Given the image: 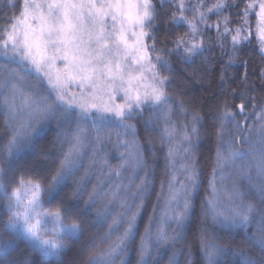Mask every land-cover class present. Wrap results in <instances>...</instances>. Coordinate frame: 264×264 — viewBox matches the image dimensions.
Listing matches in <instances>:
<instances>
[{
	"label": "snow or ice",
	"instance_id": "snow-or-ice-1",
	"mask_svg": "<svg viewBox=\"0 0 264 264\" xmlns=\"http://www.w3.org/2000/svg\"><path fill=\"white\" fill-rule=\"evenodd\" d=\"M0 13L5 256L24 242L45 264H129L135 245L136 264H159L165 254L166 264H181V255L195 264L186 233L203 182L199 149L214 137L201 215L255 231L248 248L233 250L200 228V264H229V253L232 264H264V103L249 80L264 90V66L250 73L245 52L255 37L264 61V0H0ZM191 81L214 84L212 93L190 96ZM108 143L122 149L115 166ZM29 156L40 159L17 169ZM233 175L248 180L258 203L245 202Z\"/></svg>",
	"mask_w": 264,
	"mask_h": 264
},
{
	"label": "trees",
	"instance_id": "trees-1",
	"mask_svg": "<svg viewBox=\"0 0 264 264\" xmlns=\"http://www.w3.org/2000/svg\"><path fill=\"white\" fill-rule=\"evenodd\" d=\"M207 2L213 3L214 0H207ZM242 6V5H241ZM235 11V10H233ZM0 15H3V13H0ZM189 16H191V13H188ZM216 16H211L210 21H215ZM253 24H255V16L252 18ZM4 23L3 20H0V24ZM180 31H184L183 28L180 29ZM214 32L210 33V35L214 36ZM256 48V40L255 37H253L252 44L249 48L245 49V52L250 54L252 59L249 64L248 71L250 73L256 72L258 73L259 67L264 66V61H261L259 55L257 54L254 49ZM219 51V49H217ZM226 59V57H225ZM177 68L181 67L179 64L176 65ZM233 71H237L236 69H233ZM239 73H243V68L239 69ZM252 79L256 80V85H257V91H256V96H257V102L259 103H264V90L259 88L260 81L258 78L255 76H250L249 80L251 81ZM214 88L213 86H209L207 83H205L203 86L201 84L191 81L187 85V92L188 94L195 95L197 98L200 97H205L212 93ZM239 102V101H237ZM206 111V109H205ZM256 111H259V109H256ZM254 118V115H253ZM174 119H180V117H174ZM251 123V120L249 121ZM3 133V126H2V117H0V135ZM139 136L141 137V142L143 143V139L145 136V132L143 129V126H139V131H138ZM6 139V137H5ZM214 141V137L209 138L205 137L203 139V142L200 146L199 149V154H200V160H201V166L203 168L202 172V184L199 189V194L196 197L195 204H196V214L193 217L191 221V226L188 232L186 233L187 240L185 244V254L187 253V245H192V256L191 259L195 262V264H200V254H199V234L198 230L200 228H206L207 229V234L208 237L211 239H215L218 243H220L223 246H227L229 248H232L233 250H239L240 248H248L249 245L245 241L246 236H250L252 231H255V224H253L248 231L246 232L245 229L240 228V229H227L222 227L219 224H216L212 221L211 215H207L206 217L201 215V202L204 200V198L208 195H210V190L208 189V175L211 171V164L210 163H205V158L209 156V148L211 147L212 142ZM43 143V142H41ZM156 147L159 148V141L157 139L156 141ZM122 151V149L114 147L112 143H108L105 146L104 152L108 155L109 158V163L111 166H115L116 164L119 163V153ZM146 156H148L149 160L151 161V154L146 152ZM40 159L39 157H25L23 160H21L20 164H18L16 167L17 169H22L27 163L32 162L33 160H38ZM87 162V161H86ZM163 153L158 152L157 156V164H156V189H159V181L162 178L163 175ZM17 176L21 174V172L18 170L17 171ZM235 180L239 186L242 192L245 193V202L252 201V202H257L259 201V193L255 192L249 185V182L247 179H241L238 175H233L232 178L229 180V184H231L232 180ZM93 183L96 181V177L93 176L92 178ZM89 189H91L92 184H89ZM87 193H85V196ZM155 200V191H153L151 199L149 201L148 207L149 209L151 208V202ZM224 203H227V201H223ZM81 204H83V200L80 201ZM46 207H48L46 205ZM90 219V217H88ZM147 219V214L144 215L143 220L140 222V231H143V224L144 221ZM87 233L84 234V237L82 239H86ZM195 237V239H194ZM136 241L138 243L139 241V235L136 237ZM66 244H70L73 249L78 248V244H73L71 240L66 239L65 240ZM179 247V245H177ZM172 251L171 248L168 249V252L170 253ZM13 257L19 258L20 260H27L28 264H45V257L43 256L42 253L38 251H32L29 249H26L25 243L24 242H19L18 246L16 247L15 251L12 252L11 256H5L4 252L2 249H0V264H6V260L11 259ZM71 258V253H69L66 257L65 260H68ZM229 262V264H232L233 261L237 260L236 256H233L231 253L227 257L224 258ZM137 261V254H136V249L135 245L132 246L130 255L128 257V262L129 264H136ZM181 264H184L185 261V255H181L180 257ZM167 262V254L163 256L162 259H160L159 264H166Z\"/></svg>",
	"mask_w": 264,
	"mask_h": 264
},
{
	"label": "rangeland",
	"instance_id": "rangeland-1",
	"mask_svg": "<svg viewBox=\"0 0 264 264\" xmlns=\"http://www.w3.org/2000/svg\"><path fill=\"white\" fill-rule=\"evenodd\" d=\"M56 67L57 68H62L63 67V63L61 61H57ZM70 90L77 91V92L79 91V89L77 87H73Z\"/></svg>",
	"mask_w": 264,
	"mask_h": 264
}]
</instances>
